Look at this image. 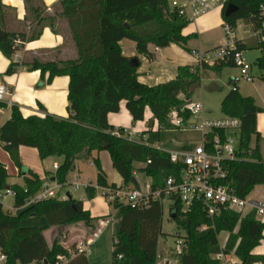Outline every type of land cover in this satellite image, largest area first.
Wrapping results in <instances>:
<instances>
[{"label": "trees", "instance_id": "trees-1", "mask_svg": "<svg viewBox=\"0 0 264 264\" xmlns=\"http://www.w3.org/2000/svg\"><path fill=\"white\" fill-rule=\"evenodd\" d=\"M0 0V28L6 33L0 39V52L10 61L4 76L14 75L23 68L38 71L40 80L49 84L54 77L69 79L67 90L68 118L46 114L43 118H23L16 106L10 109L9 119L0 127V149L8 154L21 175L18 150L20 147L33 148L38 158H61V163L51 178L64 185L73 171L75 162L90 157L93 152H107L112 168L122 180V186H133V165L141 164V172L151 178L152 188L161 186L168 176H177L181 165H173L169 156L153 147L161 131L170 130L166 116L170 109H179L189 100L199 83L196 73L188 67H179L174 80L156 86H147L137 80V69L130 64L119 45L122 40L135 44L138 55L149 60L154 58L151 48H166L170 44L185 48L189 37L182 30L189 20L170 11L169 0H59L52 15H46V8L38 0H24L25 20L29 22V34L9 32L3 26L10 9H5ZM236 11L224 15L227 5ZM264 0H226L222 8V19L232 31L243 21L257 31L262 23L261 9ZM65 22L75 49V57L67 60L42 61L37 57L25 58L21 64L13 61L14 54L25 42L37 40L43 29L59 33L57 24ZM127 25V26H125ZM21 46L16 45V41ZM261 53L255 65L262 73L264 83V44L258 41ZM238 50L243 51L238 42ZM235 67L231 60L214 69ZM45 76H47L45 80ZM232 84L230 92L221 101L224 116L240 120L236 160L225 163L227 176L220 184H229L234 195L247 198L257 186H264V161L260 158L258 144L251 148L252 136L256 132V115L264 110L255 106L253 99L244 98ZM124 101L132 122L142 121L145 109L157 120L159 129L145 132L148 146L128 141L114 135L123 129H114L107 122V115L117 113ZM5 104L0 103V109ZM42 108V107H40ZM186 116V115H185ZM187 117V116H186ZM95 167L96 186L102 188L122 187L108 184L97 158H92ZM5 166L0 162V192L10 188L14 208L21 209L16 216L3 211L0 204V252L6 257V264H88L83 254L74 246L65 248L54 238L49 248L43 232L50 227L75 226L93 230L103 217L92 219L83 210L81 201L69 199H47L22 208L26 201L38 193L44 182L30 170L23 177V186L8 187ZM136 186V184L134 185ZM86 197L92 200L96 190L85 188ZM116 223L110 264H157V244L162 235V207L152 203L146 209L114 204ZM175 214L171 220L184 232L185 251L178 257L179 264H219L212 256L219 251L232 253L240 264H264V257L252 254L263 239L264 224L256 212L246 214L222 209L209 219L201 203L182 214L179 204L174 203ZM30 217H42L43 227H25L22 221ZM227 234L224 248L218 242L220 233ZM47 232L44 234L47 239Z\"/></svg>", "mask_w": 264, "mask_h": 264}, {"label": "crops", "instance_id": "crops-1", "mask_svg": "<svg viewBox=\"0 0 264 264\" xmlns=\"http://www.w3.org/2000/svg\"><path fill=\"white\" fill-rule=\"evenodd\" d=\"M38 1L44 4L46 8L45 11L46 15H52L56 10L59 2V0H38ZM177 1L180 4H184L186 0H177ZM169 2H171V0H169ZM1 3L5 9L12 10V12L11 11L7 12L6 18L3 20L4 28L9 32L25 33L27 36L29 34L30 25L29 22L25 20L26 7L24 4V0H2ZM222 8L223 6L221 4L215 3V5H213L206 12L200 14L199 16H197L192 20H189L188 25L182 30V35L184 37H189V40L187 41L185 48L179 47L174 44H170L166 48L163 49L159 48V51L156 53H153V48H151L150 51L154 56L152 60H149L144 56L138 55L136 52L135 44L133 42L129 40L120 41L119 45L122 54L127 58H136L138 60V69H137L138 82L147 86H156L159 84L170 82L175 79L177 74V69L179 67H193V66L196 67V63L192 58V56L190 55L191 50L205 51L224 45L225 41L222 33L223 32L222 27L224 22L221 16ZM59 22L61 23L62 21ZM239 28H241L244 31V33H247V30H251L254 36L258 39V37L256 36V31H254L251 25L246 24L243 21H239L234 31L235 35ZM237 41L240 42V44L242 45V49H243L242 52L247 50L246 49L247 46L242 38H240V40L238 39ZM21 45L22 44H20L19 47ZM256 49H258V43ZM258 52L260 53L259 50ZM260 55L256 57L255 61L260 57ZM40 56L44 57L42 59L39 58L42 61L67 60L75 57V49L74 47L70 48V46L66 43L65 34L61 32L54 34L48 28H45L43 29L40 37L37 40L23 43V46L20 47V49L14 54L13 61L21 64L23 58L24 59L27 57L38 58ZM9 64L10 61L6 59L0 52V85L6 86L9 91V95L5 96L4 99L6 101H10L11 106H16L23 118H27L30 116H37L43 118L46 114L64 119L68 118V111H67V105H68L67 90L69 84L68 77L66 76L54 77L49 84H44V82L42 83L40 80V75L38 71L30 72L23 68L18 69V71L14 75L4 76V73L6 72ZM214 68L215 67L206 71L205 73L207 75L205 76H209L214 73H220L225 68H235V67H224L220 69H214ZM250 73L251 76L253 77V81L247 83H253L255 79L257 80L256 83L253 84L254 86L253 92H248V93L241 92L238 85H237V89H238L237 92L240 96L244 98L253 99L255 106L264 110V83L260 80L262 73L259 70L254 72L253 69L251 70ZM46 78L47 76H45V80ZM229 81L232 88L233 78H231ZM212 87L217 88L213 84ZM224 95L226 96V94ZM224 95L222 97V100L225 97ZM5 113H9L10 115V108L4 109L3 112L0 114V116L5 115ZM205 113L209 114V112H205ZM152 119L153 118L151 112L149 111V109L146 108L144 111L143 120L135 123L132 122V117L128 112V110L126 109V105L124 101L120 103L119 110L117 113H110L107 115V122L110 126L114 127V129H125L133 132L136 136L145 135L148 124L149 125L152 124ZM182 132H186V131H182ZM188 132L197 133L200 142L202 141L200 133L196 131H188ZM256 132L259 135V138L257 140L255 135L252 136L250 141V146L251 148H254V146L258 144V151L260 158L262 159V161H264V112L258 113L256 115ZM186 146H188V144L186 143L184 144L183 142H181L176 146L177 148L176 150H180ZM25 150H27V148L25 147H20L18 150L21 160H22L21 154H23ZM0 153L4 154L6 159L13 164V162L11 161L10 157L6 152L0 149ZM99 153L93 152L90 157H87L90 160V166L91 165L93 166L91 160L92 158H97L99 160ZM87 158L79 159L75 162L73 171H76V174L73 177L74 179H79L78 175L81 173L78 171L79 164L81 161H84ZM61 160H62L61 158L52 157L41 161L42 163H44L43 173L39 171L38 172L32 171L30 168H28L27 171L30 170L33 174L37 175L42 181H44V185L50 187L54 183L51 181L52 179L51 177L54 174V170L52 166L53 165L59 166ZM0 162L6 166V164L2 162V160H0ZM20 164L24 165L23 160L22 162H20ZM103 172L106 176V181L108 184L122 186V180L119 177V175H117L116 177L117 181L116 180L111 181L108 178L109 177L108 172L107 171L105 172L104 170ZM73 173L74 172H71L68 175L67 177L68 183L72 180L69 177ZM7 174L8 176L11 177H19L16 176L17 175L16 170L15 173H10V174L7 173ZM72 176L73 175H71V177ZM134 177L137 180V176L134 175ZM146 178H148L149 180L144 181V183L151 182V178L149 177ZM88 182L91 184L90 181ZM21 184L22 182L18 184V186H20ZM97 191L98 190H96L95 195ZM85 196H86V192H85ZM261 199H264V197H258L255 200H261ZM83 200L84 197H82L81 200L78 201L82 202L83 210L87 211L92 219H97L99 217L106 216V214H104L106 212L103 211L101 212V209L99 208L101 207L100 200H92L91 205L87 204ZM95 201L96 203H94ZM15 210H16L15 213L16 216L19 214V211L21 209L15 208ZM94 210H96V212H94ZM6 212L10 213L9 211ZM248 212L249 210L246 209L244 214ZM27 219L30 220L29 221L30 223L34 221L35 223H39V224H34V226L40 225L41 227H43L46 224L45 219L42 217H40V219H36L33 217ZM257 219L264 224V214L262 216H257ZM23 221H22V226H24ZM97 225L98 222L96 223V226ZM63 227H65L66 229L69 228L75 229V226H59L58 228H63ZM55 228L57 227L56 226L50 227L49 229L43 232V237L49 248L51 247L52 239L50 237V241H48L44 234L46 232L48 233L53 232ZM77 229H80L83 232H87V233L92 231L90 229H85V228H77ZM113 232L114 230H112V235ZM220 234H225L224 239H218L220 249L222 250L227 240V234L224 232ZM262 236L263 239L260 241L259 245L255 247L254 250L252 251V254L258 257H264V229L262 231ZM102 237L103 234L98 239H95L94 242L91 244L89 248V252L86 255L88 264H110L113 239L111 240L101 239ZM73 242L74 239H69L67 244L63 245L62 243V245L68 248L69 246L68 244H72ZM158 247H159V239L157 244V264H159V261H161V264H179L178 256L172 259L165 257L164 254H162V252L159 251Z\"/></svg>", "mask_w": 264, "mask_h": 264}, {"label": "built area", "instance_id": "built-area-1", "mask_svg": "<svg viewBox=\"0 0 264 264\" xmlns=\"http://www.w3.org/2000/svg\"><path fill=\"white\" fill-rule=\"evenodd\" d=\"M225 1L186 0L184 4H180L177 0H171L169 8L170 11H175L177 15L192 20L209 10L215 3L223 6ZM260 9L263 20L260 28L256 31V36L258 41L264 44V7L261 6ZM222 29L225 37L224 45L205 51H190V55L196 63V67H192L193 69L190 71L194 73L195 70H200L204 73L231 60L239 72V79L245 82H252L251 66L243 57L242 51L238 50L235 32L227 25H223ZM20 44L19 40L16 41V45ZM158 51L159 48H153V53ZM239 79L233 78V83L237 85ZM8 95L7 87L0 85V103L5 104V108L0 109V114L4 109H11L12 107L10 101L4 99ZM166 122L170 130L196 131L200 133L202 141L199 145L186 146L179 151L165 152L169 156L170 163L181 165V169L177 176L166 177L161 186L153 189L152 182H145L142 187L133 185L130 187L102 188L96 185L93 186L89 182L88 184H82L78 179H74L73 182L65 185H59L54 182V187L52 188L43 184L42 189L30 197L22 208L47 199L65 201L69 193L64 192L63 189L67 186L72 190L90 186L95 190H100L102 192L101 195L106 198L108 203H117L118 205L130 206L139 210L148 208L152 203L162 205V202L167 200L170 202V218L172 214H175V210L172 208L174 203L179 204V212L182 214L188 213L194 204L201 203L209 219L217 216L222 209L240 212L241 214H244L246 209H248L249 212L254 210L256 216L264 214V199L238 198L234 195L229 184H220L227 176L225 163L236 160L238 136L241 128L239 119L227 116L208 118L202 103L192 102L189 99L179 109H170L166 116ZM158 129L157 120L152 119V124H148L146 132L154 133ZM114 135L117 137L121 136L128 141L149 145L147 135H143L141 138L139 135L136 136L133 132L125 129L121 133L115 130ZM153 147L155 148V145ZM57 167V165L52 166L54 170H57ZM16 176H20L19 171H17ZM6 196L13 198L15 194L10 188L0 192V204L2 207ZM115 223L114 214L106 215L98 221V225L94 230L88 233L82 230L72 234L70 232L71 236L69 239H74V242L70 245L74 246L78 254L86 256L94 240L98 239L107 228L111 227L114 230ZM69 239H63V245L67 244ZM184 239V236L181 237L180 235H177V239H175L174 252L178 257L185 251ZM212 259L218 261L219 264H240L232 253L225 254L222 251L214 254ZM61 262L64 264L66 261L62 259ZM0 264H6V257L1 252ZM29 264L44 263L32 262Z\"/></svg>", "mask_w": 264, "mask_h": 264}, {"label": "rangeland", "instance_id": "rangeland-1", "mask_svg": "<svg viewBox=\"0 0 264 264\" xmlns=\"http://www.w3.org/2000/svg\"><path fill=\"white\" fill-rule=\"evenodd\" d=\"M57 28L59 32L65 34L66 38V43L70 46V48L74 47L73 43L71 41L67 26L65 22H58ZM223 33V32H222ZM236 37L237 40L240 38L243 39L244 43L247 46V50L242 52L243 57L246 59L247 63L250 64L251 70L253 69L254 72L258 70L257 66L255 65V59L260 53L258 52L259 49H256L258 39L254 36L253 32L251 30H247V33H244V31L239 28L236 32ZM223 38L225 41L224 33H223ZM222 39V38H221ZM30 59V57H27V59ZM40 59L44 58L43 56L38 57ZM24 60V58H23ZM195 67V66H193ZM189 70L193 69L192 67H188ZM198 75L199 78V83L193 87V91L190 97V100L192 102H200L202 103L204 107L205 112L207 113L208 118H221L223 117V114L221 113V100L224 94H228L231 90V84H230V79L231 78H237L239 79V72L237 68H225L223 69L220 73H214L209 76L205 72L202 73L200 70H195V72ZM256 79L253 83H247L239 79L238 82V87L241 90V92L248 93V92H253V84L256 83ZM212 84L215 85L217 88H213ZM225 96V95H224ZM10 115L9 113H5V115L0 116V127L9 119ZM143 135L139 136L142 138ZM183 142L184 144H188V146H195L199 145L200 139L197 133L193 132H182L180 130H167V131H161L159 134V139L158 142L155 144V148L164 151V152H169V151H179L176 150V146ZM200 142V143H199ZM27 148L22 156L23 164L21 165L22 168H30L32 171H39L43 173V168H44V163L41 162V160L38 158L37 151L33 148ZM19 155V153H18ZM0 160L6 164V169L7 173H15L19 171L18 169L15 168V166L6 159L4 154L0 153ZM19 160L22 162L20 159L19 155ZM99 162L102 170L105 172H108V178L111 181L116 180L117 181V173L116 171L112 168L111 162L108 156L107 152H100L99 153ZM143 165L140 164H134L133 165V178L135 179L134 175L137 176V180L135 181L136 186L142 187L144 181H148L149 179L146 178L145 174L141 172V169L143 168ZM54 170V169H53ZM76 170V169H75ZM109 170V171H108ZM55 171V170H54ZM78 171L81 172L78 177L79 181L82 184H88V181L91 182L93 186L96 185L95 179H96V169L92 165L90 166V160L87 158L84 161H81L79 164ZM74 172L72 177L70 175V179H72L69 183L74 181V175L76 174V171ZM71 173V172H70ZM25 175L21 171V175L19 177H11L8 176L6 183L8 187L12 185H18L22 182L20 186H23V177ZM146 178V179H145ZM44 182V181H43ZM68 183V182H66ZM65 183V184H66ZM64 184V185H65ZM51 188L54 187V183ZM130 187V186H126ZM64 192H68L69 196H71L73 199L76 200H81L82 197H84V202L87 204L91 205L92 200H100L101 201V212H106L104 214L106 215H113L116 213V211L113 210V205L115 203H108L106 198L101 195V191L98 190L95 197L92 200H88L87 197L85 196V189L84 187H80L78 190H72L69 186L64 187L63 189ZM258 197H264V187H255L254 190L250 193L249 199H257ZM96 203V201L94 202ZM117 204V203H116ZM118 205V204H117ZM162 222H161V233L162 235L159 237V251L164 254L165 257H168L170 259L176 257L177 255L174 252V245H175V239H177V235H180L181 237L185 236L184 232L180 229L177 228L176 224L171 220L170 218V213H169V208H170V202L165 200L162 202ZM11 210V211H10ZM3 211H9L13 216H15L16 210L14 208V202L13 198L10 196H6L3 200ZM96 212V210H94ZM36 219H40V217H33ZM29 219H25L23 221L24 226L26 227H31L34 226V224H39L29 222ZM34 227H41L40 225L34 226ZM80 228V227H77ZM66 229L65 227L63 228H55L53 232L47 234V240L50 241V237L53 240L54 238H57L61 243H63V239H69L72 233L75 232H80V229ZM71 232V234H70ZM79 234V233H77ZM225 234H219L218 239H224ZM65 237V238H64ZM101 239H114V232L112 235V229L111 227L107 228L103 232V237ZM68 248H70L72 245L68 244ZM66 248V247H65ZM159 264H161V261H159Z\"/></svg>", "mask_w": 264, "mask_h": 264}, {"label": "water", "instance_id": "water-1", "mask_svg": "<svg viewBox=\"0 0 264 264\" xmlns=\"http://www.w3.org/2000/svg\"><path fill=\"white\" fill-rule=\"evenodd\" d=\"M235 11H236V7L233 6V5H231V4H229V5H227L226 8H225L224 15H225V16H228V15H230L231 13H233V12H235ZM125 26H127V25H125ZM5 36H6V33L0 28V39H1V38H4ZM130 64H131L132 66H134V67H138V60H137L136 58H131V59H130ZM21 171H22V173H23L24 175L27 174V169L22 168ZM51 181L54 182L55 179L52 178ZM132 182H133V185L136 184V181H135L134 178L132 179ZM67 199H69V197H67ZM44 264H46V263H44Z\"/></svg>", "mask_w": 264, "mask_h": 264}]
</instances>
